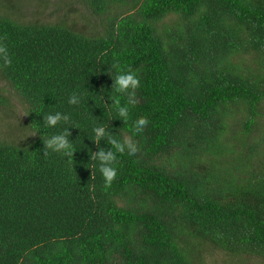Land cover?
Segmentation results:
<instances>
[{"label": "trees", "instance_id": "1", "mask_svg": "<svg viewBox=\"0 0 264 264\" xmlns=\"http://www.w3.org/2000/svg\"><path fill=\"white\" fill-rule=\"evenodd\" d=\"M51 2L0 0V264L264 260V0ZM117 66L140 76L128 121ZM65 128L70 158L44 143ZM108 135L137 145L111 184L93 159Z\"/></svg>", "mask_w": 264, "mask_h": 264}, {"label": "clouds", "instance_id": "2", "mask_svg": "<svg viewBox=\"0 0 264 264\" xmlns=\"http://www.w3.org/2000/svg\"><path fill=\"white\" fill-rule=\"evenodd\" d=\"M112 80V88H114L117 93H128L127 103H121L119 96L113 97V108L119 120L128 121L130 117V106L135 102V94L130 90L135 89L140 84V76L135 71L117 66L115 76ZM82 99V95L73 93L68 103L70 105H79ZM68 120V116L62 115L61 112H56L55 114H49L45 117V125L48 128H55L61 121L67 122ZM147 124L148 120L146 118L138 117L132 121L131 130L133 133H140ZM92 131L94 134L93 142L98 145L99 141L106 136V128L105 126H97L94 127ZM69 136L70 132L68 128H65L63 132L44 139L46 149L70 158L76 149L74 143L69 140ZM108 141L110 145L114 147H109L107 151L98 149V152L93 157V159L98 162L97 166L103 176L105 184H111L113 179L117 176L118 168L115 162L118 159V153L127 151L135 154L137 152L136 142L131 136H126L121 139L117 136L108 135ZM69 161L71 160L69 159Z\"/></svg>", "mask_w": 264, "mask_h": 264}, {"label": "rangeland", "instance_id": "3", "mask_svg": "<svg viewBox=\"0 0 264 264\" xmlns=\"http://www.w3.org/2000/svg\"><path fill=\"white\" fill-rule=\"evenodd\" d=\"M49 0H44L43 2L39 1V0H27L28 6L26 5L25 8V15H29V16H35L36 13L40 14V15H46L47 13L50 12H54L56 10V3L55 2H51L49 4L50 8L47 9H43L42 3L46 4ZM55 1V0H54ZM23 15V14H22ZM15 105H16V112L18 115V118L20 121H23L24 119V109L21 106V104L17 101H15ZM5 125L1 123L0 125V130H3V127ZM263 137V135H261ZM250 143H253V140L250 139L248 142H241L240 145H248ZM208 262H210V264H225V254L217 249H208V252L206 253ZM228 264H264V260H260L259 258L256 257H244L243 261L240 262H229Z\"/></svg>", "mask_w": 264, "mask_h": 264}]
</instances>
